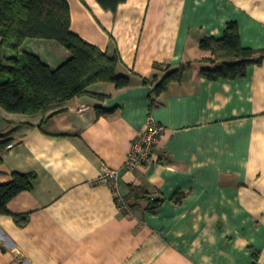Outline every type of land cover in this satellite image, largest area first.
<instances>
[{
    "label": "crops",
    "instance_id": "0c3cea01",
    "mask_svg": "<svg viewBox=\"0 0 264 264\" xmlns=\"http://www.w3.org/2000/svg\"><path fill=\"white\" fill-rule=\"evenodd\" d=\"M67 2L70 29L116 52V73L131 84L96 82L88 89L104 98L84 94L32 115L0 106V134L13 143L0 182L36 174L0 214V264H264V59L243 76L210 79L199 72L210 54L198 46L236 21L244 46L264 48V0H125L114 11ZM24 52L50 67L70 56L45 38L25 39ZM181 65L151 106L153 75ZM148 116L165 128L154 160L127 170ZM103 163L119 171L128 212L95 181Z\"/></svg>",
    "mask_w": 264,
    "mask_h": 264
},
{
    "label": "trees",
    "instance_id": "16d2710c",
    "mask_svg": "<svg viewBox=\"0 0 264 264\" xmlns=\"http://www.w3.org/2000/svg\"><path fill=\"white\" fill-rule=\"evenodd\" d=\"M96 1L103 9L114 11L125 0ZM70 23L67 0H0V106L5 111L32 115L84 94L104 98L105 94L89 91V86L96 82H112L118 89L131 84L130 76L116 73L119 55L116 52L109 55L84 40L70 29ZM27 38L54 39L70 56L56 67H50L31 52H24L20 57L16 52ZM198 46L210 54L203 60L211 66L199 70L210 79L243 76L249 64L264 59V48L241 43L236 21L226 23L221 37H204ZM7 50L14 54H7ZM155 68L159 65L155 64ZM186 69L187 65H181L158 81L156 74L153 75L156 83L150 93L151 106L169 82L180 80ZM112 111L102 109L98 112ZM11 142L7 134H0V163L2 152ZM11 176L10 181L0 182V214L8 213V202L20 192L31 189L36 181L34 172L13 171ZM159 202L150 200L149 208ZM14 218L20 225L26 221L21 215H14Z\"/></svg>",
    "mask_w": 264,
    "mask_h": 264
},
{
    "label": "built area",
    "instance_id": "2783aa9c",
    "mask_svg": "<svg viewBox=\"0 0 264 264\" xmlns=\"http://www.w3.org/2000/svg\"><path fill=\"white\" fill-rule=\"evenodd\" d=\"M164 129V126L151 116L147 117L146 124L142 127L130 145L124 165L127 170L135 171L138 167L153 162L154 150ZM12 145L13 143H9L7 148ZM118 178L119 171L103 163L101 173L95 181L108 184L112 189L114 200L119 209L123 212H128L129 207L127 200L118 188Z\"/></svg>",
    "mask_w": 264,
    "mask_h": 264
},
{
    "label": "rangeland",
    "instance_id": "374dc122",
    "mask_svg": "<svg viewBox=\"0 0 264 264\" xmlns=\"http://www.w3.org/2000/svg\"><path fill=\"white\" fill-rule=\"evenodd\" d=\"M5 79V77H3Z\"/></svg>",
    "mask_w": 264,
    "mask_h": 264
}]
</instances>
